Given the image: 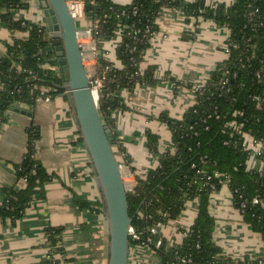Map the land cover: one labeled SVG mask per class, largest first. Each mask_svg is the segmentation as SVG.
Wrapping results in <instances>:
<instances>
[{
	"label": "trees",
	"instance_id": "obj_1",
	"mask_svg": "<svg viewBox=\"0 0 264 264\" xmlns=\"http://www.w3.org/2000/svg\"><path fill=\"white\" fill-rule=\"evenodd\" d=\"M28 1L0 0V20L11 31L29 33L26 40L13 41L9 57L0 58V129L6 113L17 103L35 106L41 97L54 98L67 91L60 77L44 67L53 66L51 61L55 58L50 44L44 40L45 27L39 32V26L15 20L16 10L27 8ZM92 6L93 22L98 21L94 29L97 50L104 55V44L121 35L116 54L122 67L104 56L97 67L98 75L107 66L112 68L99 92L98 106L103 122L115 131L112 113L126 110L122 91L157 83L154 68L144 71L142 62L157 31L156 21L165 9H178L187 19L202 16L229 29V57L210 81L197 90L196 104L180 121L166 115L160 118L172 133L176 151L161 152L159 136L147 132V147L159 165L144 178L136 176L137 187L128 194V202L133 227L144 230L157 222L166 225L178 219L188 202L199 200L198 216L193 226L184 230L183 243L171 246L165 241L161 249L154 250L163 264H184L183 260L188 261L185 264H240L224 256L214 243L215 219L209 205L211 194L227 183L244 221L264 239V208L253 204L257 197L264 201V167L262 171L252 169L251 151L244 147L245 136L249 135L264 148V0H237L231 5L213 6L205 0H133L128 6L112 0H95ZM225 80L228 82L222 89ZM44 88L50 91L42 94ZM37 137L31 130L27 153L16 167L26 185L5 190L6 199L0 204L2 220L16 222L33 202L46 197L45 184L53 176L35 158ZM258 159L264 162V149ZM61 231L48 230L50 244H58ZM46 264L60 263L50 260Z\"/></svg>",
	"mask_w": 264,
	"mask_h": 264
},
{
	"label": "crops",
	"instance_id": "obj_2",
	"mask_svg": "<svg viewBox=\"0 0 264 264\" xmlns=\"http://www.w3.org/2000/svg\"><path fill=\"white\" fill-rule=\"evenodd\" d=\"M128 6L133 0H112ZM193 3L198 0H182ZM237 0H205L207 5H231ZM21 8L15 20L35 26H45L38 8ZM157 31L145 53L142 69L154 68L156 85L138 86L123 90L121 98L125 111H115L119 163L129 166L123 180L131 185L136 176L145 177L159 165L147 147V132L159 136L161 152L176 151L172 133L161 121L166 115L180 121L196 104V92L205 86L214 72L220 69L229 55L225 48L230 37L227 27H219L204 17L189 18L178 9H165L157 19ZM86 17L80 30L90 27ZM79 43L90 51L92 42L81 37ZM29 33L11 31L0 20V58L9 57L14 40H26ZM83 36V35H82ZM121 35L104 44L105 54L117 67V48ZM84 64L92 75L97 71L98 58L86 55ZM51 67V65H50ZM91 67V68H90ZM2 87L0 85V94ZM19 109L20 111H16ZM37 134L35 158L53 179L45 184L46 197L33 202L24 216L12 222L0 219V264H46L50 260L60 264H108L109 234L98 181L84 144L68 93L59 94L51 102L35 106L16 104L5 117L0 129V204L6 199L8 188L22 189L25 181L17 174L29 146L30 131ZM248 146L252 138L245 137ZM252 169L262 171L264 162L253 157ZM209 212L215 219L214 243L224 256L236 263L264 259V239L244 221L235 206L227 183L211 194ZM199 213V200L187 203L181 216L170 221L161 231L169 245H181L184 230L190 229ZM61 229L56 246L50 244L48 230ZM129 264H163L161 258L147 248L132 249Z\"/></svg>",
	"mask_w": 264,
	"mask_h": 264
},
{
	"label": "water",
	"instance_id": "obj_3",
	"mask_svg": "<svg viewBox=\"0 0 264 264\" xmlns=\"http://www.w3.org/2000/svg\"><path fill=\"white\" fill-rule=\"evenodd\" d=\"M38 8L45 23L44 40L50 44L55 58L51 69L64 82L75 112L84 144L95 170L107 219L109 234L108 264H129V228L133 218L129 213L128 190L116 154L117 144L113 130L107 126L91 90V77L84 64L85 56L91 54L79 43L80 29L72 17L66 0H29ZM85 2L86 17L93 21L91 11L95 0ZM94 38V33L91 35ZM100 64L103 54H97ZM20 111L19 109H15Z\"/></svg>",
	"mask_w": 264,
	"mask_h": 264
},
{
	"label": "built area",
	"instance_id": "obj_4",
	"mask_svg": "<svg viewBox=\"0 0 264 264\" xmlns=\"http://www.w3.org/2000/svg\"><path fill=\"white\" fill-rule=\"evenodd\" d=\"M66 4L68 6V9H69L72 17L76 20L77 23L78 22L80 23V22H82V20L86 19L85 2L83 0H66ZM92 5H94V2L92 3ZM91 22H92V24L90 27H86L85 29L80 30V31H81V34L83 35L81 37L91 39V42H92L91 48L92 49L90 51L92 52L91 54H93V57L96 59L99 51L97 50L94 38H92L91 35H92V32L94 33V29L96 28L98 21L95 24L93 21H91ZM42 27H44V26H39V32H42ZM225 50H226L227 54H229V50L227 49V46H226ZM91 54H89V55H91ZM44 67L51 69L50 65H48V64H46ZM111 70H112V68L110 66H107L104 69L102 75H98L97 71H95L92 75H90V77H91L90 84H91L92 94H93V96L97 102L99 101V92H100V90H102L104 88L105 76ZM30 74H32V73H30ZM259 78H260V76H259ZM227 82H228V80H225L221 83L222 89L227 85ZM48 91H50L49 88H44L42 94H45ZM66 93H68V92L66 91ZM52 100H53V97L48 95V96L39 98L37 100V103L51 102ZM247 136H249V135H246L245 137H247ZM252 140H253V142H252V145H250V146H248V144L246 142H244V147L247 150L251 151V154H252L251 159L253 157L258 158L259 156H261L263 153V149H264L263 145L261 143L256 142L253 138H252ZM121 170L124 173L126 170H129V166H127L125 164H121ZM216 177L219 178L220 177L219 174H217ZM208 179H210V178H208ZM125 185H126V188L128 190V193H134L135 188L137 187V180L134 183H132L131 185L126 184V182H125ZM253 204L261 205L262 208H264V201H262L258 197L253 200ZM143 216L144 215L141 214V217H143ZM164 226L165 225L162 222H157L151 227H148L144 230H140V229H136L132 225L129 228V239H130L131 250L135 249V248L136 249L147 248V249H150L153 252H155L156 250L161 249L164 245V242H165V240L161 236V231L164 228ZM185 236H186V234H185ZM130 254H131V252H130ZM183 263L184 264L188 263V261L183 260Z\"/></svg>",
	"mask_w": 264,
	"mask_h": 264
},
{
	"label": "rangeland",
	"instance_id": "obj_5",
	"mask_svg": "<svg viewBox=\"0 0 264 264\" xmlns=\"http://www.w3.org/2000/svg\"><path fill=\"white\" fill-rule=\"evenodd\" d=\"M77 24H78V28H80V27H81L80 23L78 22ZM114 150H115V154H116L117 157L119 158L117 149L114 148Z\"/></svg>",
	"mask_w": 264,
	"mask_h": 264
},
{
	"label": "bare ground",
	"instance_id": "obj_6",
	"mask_svg": "<svg viewBox=\"0 0 264 264\" xmlns=\"http://www.w3.org/2000/svg\"><path fill=\"white\" fill-rule=\"evenodd\" d=\"M82 36V35H81ZM88 56V55H87ZM91 68V67H90Z\"/></svg>",
	"mask_w": 264,
	"mask_h": 264
}]
</instances>
